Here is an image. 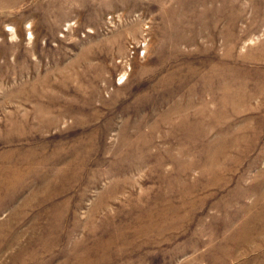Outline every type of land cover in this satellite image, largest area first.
I'll list each match as a JSON object with an SVG mask.
<instances>
[{
	"label": "rangeland",
	"instance_id": "374dc122",
	"mask_svg": "<svg viewBox=\"0 0 264 264\" xmlns=\"http://www.w3.org/2000/svg\"><path fill=\"white\" fill-rule=\"evenodd\" d=\"M0 264H264V0H0Z\"/></svg>",
	"mask_w": 264,
	"mask_h": 264
}]
</instances>
